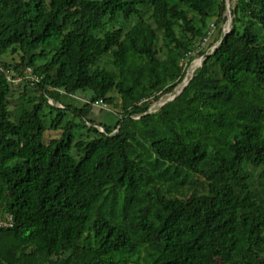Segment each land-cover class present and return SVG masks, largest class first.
Masks as SVG:
<instances>
[{
    "label": "trees",
    "instance_id": "16d2710c",
    "mask_svg": "<svg viewBox=\"0 0 264 264\" xmlns=\"http://www.w3.org/2000/svg\"><path fill=\"white\" fill-rule=\"evenodd\" d=\"M231 1L150 112L226 0H0V264H264V0Z\"/></svg>",
    "mask_w": 264,
    "mask_h": 264
},
{
    "label": "rangeland",
    "instance_id": "374dc122",
    "mask_svg": "<svg viewBox=\"0 0 264 264\" xmlns=\"http://www.w3.org/2000/svg\"><path fill=\"white\" fill-rule=\"evenodd\" d=\"M233 2L234 1L230 0V4H232ZM149 14H150V12H147L144 16H145V18H148L150 20ZM231 19H233L232 15H231ZM137 20L138 19L136 17H133L129 22H127L125 24V27L127 29L130 28L133 24H135L137 22ZM216 26H217L216 27V34L220 35L221 37H223L224 32L227 29L226 23H222V25H216ZM161 36H162V34L160 33V41L158 43L159 45L162 42ZM3 59L7 60L9 62L19 61V55L13 54V53H8L6 55V57L3 58ZM107 59H109V57H107ZM197 61H200V60L196 59L195 64H193V65L190 64L189 67H187L186 75L189 74V73L193 74L197 70V68L199 67V66L196 65ZM12 82H13V86L15 88V91H14V94L12 95V97H11V100H14L21 93V91H22V86L21 85H23V84L21 83L22 81H12ZM180 86L181 85H179L173 93L161 95L158 99L154 100L151 103L149 111L150 112L157 111L164 104V102L167 99L171 98L177 92V90L179 89ZM77 98L79 99L78 101H80V100L86 101L88 96L86 94H80V95L77 96ZM51 102L54 103L53 101H51ZM107 107L109 109H101L98 106H94V109H93V111H92V113L90 115V118L93 119L99 126H100L101 123L114 125L121 118V115L119 113L120 112V108L119 107H116L115 105H108ZM53 116H54V114H52V113L46 115L47 124H49L52 121ZM100 127H102V126H100ZM59 133L60 132H57L55 130H48L45 133L44 139L46 141V140H48L49 137L59 136Z\"/></svg>",
    "mask_w": 264,
    "mask_h": 264
},
{
    "label": "built area",
    "instance_id": "2783aa9c",
    "mask_svg": "<svg viewBox=\"0 0 264 264\" xmlns=\"http://www.w3.org/2000/svg\"><path fill=\"white\" fill-rule=\"evenodd\" d=\"M230 6H231L230 0H226V15H227V18H228L229 12H231ZM216 27H217L216 24L214 22H211L209 27H208V29H207V31H206V33H205V35L201 39L199 45L196 47V49L194 51L189 52V54L191 56H196L194 58V60H192V62L190 63L191 65L195 64L196 59L197 60L199 59L200 61H197L196 65L200 67L202 59L205 58L207 55L213 53L214 50L217 48V46L220 44V42L222 40V37L220 39L212 42V39L216 36ZM200 53H202V55H199ZM183 62L185 64L187 63V61H185V60H183ZM6 73H7V76H8L10 81H23V80H26V81L39 82V81H41V78H42L40 75H38L33 70L32 67H26V69H24V73L23 74H21V75L18 74L15 77L13 76V75H15V72H12L11 70H6ZM192 75L193 74H190V73L187 74L185 76V79L187 80V77L188 76L191 77ZM101 103H103V101H99V102L95 103V105L96 106H100ZM102 105L106 106L104 103ZM12 225H13V219H12L11 215L0 216V230L3 229V228L12 227Z\"/></svg>",
    "mask_w": 264,
    "mask_h": 264
},
{
    "label": "water",
    "instance_id": "95a60500",
    "mask_svg": "<svg viewBox=\"0 0 264 264\" xmlns=\"http://www.w3.org/2000/svg\"><path fill=\"white\" fill-rule=\"evenodd\" d=\"M226 24H227V25H226V26H227V29L225 30L223 37L226 36L227 33L230 32V30H231V28H232L231 12H229V15H228V18H227ZM223 37H222V38H223ZM221 41H222V40H221ZM204 60H205V58L202 59V61H201V66H202L203 63H204ZM192 77H193V75H192L189 79H187V80L184 78V80H183V82L181 83V86L179 87V89L177 90V92H176L171 98L167 99V100L164 102V104L167 103V102H169V101L174 100V99H175V98H176V97L182 92V90H183L184 87L189 83V81L192 79ZM185 80H186V81H185Z\"/></svg>",
    "mask_w": 264,
    "mask_h": 264
},
{
    "label": "bare ground",
    "instance_id": "6f19581e",
    "mask_svg": "<svg viewBox=\"0 0 264 264\" xmlns=\"http://www.w3.org/2000/svg\"><path fill=\"white\" fill-rule=\"evenodd\" d=\"M193 69V68H192ZM190 76L187 77V79L189 78ZM186 81V80H185Z\"/></svg>",
    "mask_w": 264,
    "mask_h": 264
}]
</instances>
